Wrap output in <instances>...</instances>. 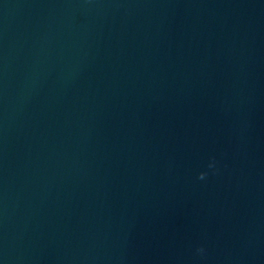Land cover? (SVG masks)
I'll return each mask as SVG.
<instances>
[{"label": "water", "instance_id": "water-1", "mask_svg": "<svg viewBox=\"0 0 264 264\" xmlns=\"http://www.w3.org/2000/svg\"><path fill=\"white\" fill-rule=\"evenodd\" d=\"M0 264H264V0H0Z\"/></svg>", "mask_w": 264, "mask_h": 264}, {"label": "clouds", "instance_id": "clouds-1", "mask_svg": "<svg viewBox=\"0 0 264 264\" xmlns=\"http://www.w3.org/2000/svg\"><path fill=\"white\" fill-rule=\"evenodd\" d=\"M212 165H210V167H211ZM203 177H204V174H201V179H203ZM198 251H200V252H203V249H198Z\"/></svg>", "mask_w": 264, "mask_h": 264}]
</instances>
